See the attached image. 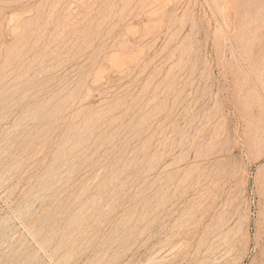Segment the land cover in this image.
Returning <instances> with one entry per match:
<instances>
[{"label":"rangeland","instance_id":"rangeland-1","mask_svg":"<svg viewBox=\"0 0 264 264\" xmlns=\"http://www.w3.org/2000/svg\"><path fill=\"white\" fill-rule=\"evenodd\" d=\"M0 264H264V0H0Z\"/></svg>","mask_w":264,"mask_h":264}]
</instances>
